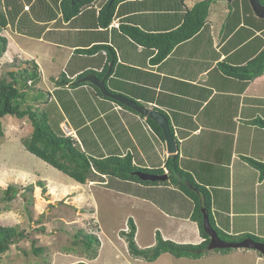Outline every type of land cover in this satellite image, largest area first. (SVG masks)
<instances>
[{
  "label": "crops",
  "instance_id": "obj_1",
  "mask_svg": "<svg viewBox=\"0 0 264 264\" xmlns=\"http://www.w3.org/2000/svg\"><path fill=\"white\" fill-rule=\"evenodd\" d=\"M64 1L0 0V25L5 21L0 35L10 38L17 51L23 50L16 40L21 36L48 44L53 52L50 59L62 64L59 88L52 92L46 89L49 100L38 104L47 112L55 131H60L59 124L66 123L86 153L94 157L128 153L134 165L162 168L167 174L164 162L170 154L164 138L146 121L147 116L100 95L89 81L72 85L82 73L94 71L91 73L104 78L109 91L167 117L179 166L208 190L216 226L235 238L249 234L264 241V176L246 159L264 163V125L256 121L264 120V72L247 80L226 74L220 65H244L264 48V18L252 14L242 0L227 5L212 0L199 31L153 63L156 48L136 43L121 31V25L145 32L174 30L185 12L201 0H122L108 27L99 26L97 21L100 7L107 0L83 5L69 20L63 15ZM91 25L95 32L89 34ZM93 45L112 49L115 61L108 59L105 48L85 51ZM32 60L38 62V82L47 77L55 80L52 83L58 81L53 76L57 72L51 75L39 58ZM118 131H125V135ZM93 181H105L111 192L121 184L125 186L124 193H117L127 196L131 206L127 217L137 228L134 238L138 246H153L157 233L180 244L203 240L197 222L190 218L195 200L171 182L143 184L106 175L87 180ZM138 200L147 202V206L142 203L145 207H139ZM143 216L146 223L141 221ZM141 238H145L144 243ZM167 255L164 252L148 261L125 253V260L129 264L169 263H162V258L176 260L172 264H264V255L244 247L207 250L198 258Z\"/></svg>",
  "mask_w": 264,
  "mask_h": 264
},
{
  "label": "rangeland",
  "instance_id": "obj_2",
  "mask_svg": "<svg viewBox=\"0 0 264 264\" xmlns=\"http://www.w3.org/2000/svg\"><path fill=\"white\" fill-rule=\"evenodd\" d=\"M216 2L219 5L229 3L226 0ZM234 5L237 4L234 3ZM246 8L252 14L254 13L250 7V9L247 6ZM90 27L91 30H88V33H94L92 28L95 26ZM218 27L219 24L215 30ZM9 39L6 50L0 56V76L7 75V71L12 67L18 69L20 65H25L22 64V59L32 61L39 58L44 70L47 69L51 75L57 72L53 76L58 81L52 83L55 80L47 77L42 83L38 82L39 71L29 67V72H32L30 84L25 85L22 79H18L17 87L24 93L25 105H36L39 101L49 100L48 90L51 92L56 90L60 86L57 82L62 81L59 68L62 64L50 59L53 52L48 44L21 36L16 40L23 50L17 51ZM65 57L66 55L62 59ZM1 121L3 135L0 136V225H16L26 232V237L0 255V264H70L76 261H84L88 264H129L125 260V253L128 257L136 256L129 253L127 242L121 231L129 230L127 219L131 206L127 196L117 193L120 191L124 193L122 189H126L125 186L121 184L118 189L111 192L108 189L109 186L100 181L91 183L86 181L84 184L73 181L69 176L25 149L22 141L32 131L27 117L17 118L6 115ZM61 124L63 129L60 124L59 126L62 130L67 127L68 130L65 131L68 133L71 131L69 125ZM118 132L120 135H125V131ZM107 178L110 179V177ZM38 180L44 182V190L38 185ZM9 185L16 189V194L8 201L6 189ZM62 185L70 187L63 189ZM140 200L137 201L139 207L147 206V202ZM145 219L143 216L141 221L146 223ZM41 227H43L42 230ZM135 229L137 231V228ZM86 233L96 235L99 239V244L92 241V250L93 253L96 251L95 254H91V251L87 250L82 243ZM144 239L141 238L140 241L144 243ZM32 240H34V247L41 249L38 253L33 251ZM134 240L136 243L135 238ZM136 245L138 246L137 243ZM164 260L165 262L168 260V264L176 262L171 258H162V263ZM134 263L137 264V262ZM223 263L228 264L221 262Z\"/></svg>",
  "mask_w": 264,
  "mask_h": 264
},
{
  "label": "trees",
  "instance_id": "obj_3",
  "mask_svg": "<svg viewBox=\"0 0 264 264\" xmlns=\"http://www.w3.org/2000/svg\"><path fill=\"white\" fill-rule=\"evenodd\" d=\"M93 0H65L62 3L63 15L66 20L75 16L80 8L90 3ZM122 0H107L98 12L97 21L99 26L108 27L112 22L116 5ZM212 0H201L196 2L192 8L188 9L183 15L182 23L170 31L163 32H145L135 26L122 24L121 31L128 34L136 43L142 44L146 47L156 48V53L151 58L153 63H158L164 59L173 47L192 37L203 26L208 13L209 2ZM74 2V4H72ZM264 4V0H260ZM245 5L249 8L248 0H245ZM251 8V7H250ZM249 8V9H250ZM5 21L1 23L3 26ZM7 38L0 35V56L6 50ZM98 48H105L107 50L108 59L115 61V54L112 49L104 45H93L85 51H91ZM84 50V49H80ZM18 69L7 71V75L0 76V136L3 135L1 119L6 115H12L17 118L27 117L31 123L32 131L29 136L22 141L25 149L39 159L43 160L52 167L60 170L72 180L78 183H85L87 180L99 178L100 174H105L126 181H135L143 184H159L168 183L176 185L183 193L193 200L195 205L190 218L197 222L200 234L203 240L198 244H180L171 240L163 239L160 234H156V242L151 247L139 248L134 240L135 224L132 218H128V231H121L127 242L128 251L131 255L136 257H143L148 261L155 260L161 253L168 252L175 257H189L198 258L207 252L206 245L209 242V235L205 232L202 226V212L205 208L209 217V222L212 228L217 232L220 238L224 240H241L243 237H250L252 239L263 241L246 234L241 237H232L223 233L215 224L210 211V194L208 190L195 182L193 177L179 166L178 153L170 154L165 162L164 167L167 169L168 178L164 181H149L141 180L134 174L135 171H143L153 174H163L162 168L149 169L138 167L133 164L131 156L126 153L123 156L109 155L106 157H94L81 149L71 135H62L60 131H55L49 123L47 112L38 104L25 105L24 93L17 87V80L22 79L25 85H29L31 80V73L28 68L37 70L36 63L32 60H23ZM223 71L226 74H236L242 79L251 80L260 76L264 72V48L260 50L255 56L247 61L246 64L240 66H232L226 63H220ZM225 69V70H224ZM94 71H86L80 75L85 76ZM98 75V74H97ZM85 82L73 83L72 85L79 86ZM96 91L104 96L98 87L93 86ZM105 97V96H104ZM108 98V97H105ZM113 100V99H111ZM115 101V100H113ZM124 108L131 109L122 103H119ZM135 112V110L131 109ZM138 113V112H135ZM139 114V113H138ZM146 121L152 129L163 140V134L160 126L151 118L146 117ZM256 121L264 125V120L257 119ZM259 123V124H260ZM171 129V128H170ZM59 132V133H58ZM260 172V176H264V163L257 160L247 158ZM38 185L45 189L44 182L38 180ZM6 199L9 201L15 197L16 189L9 185L6 189ZM43 227H41V230ZM82 233L81 231H79ZM26 237V232L19 229L16 225H0V255L7 252L14 244H18ZM99 244V239L96 235L86 233L83 236L82 243L87 250H92V241ZM264 242V241H263ZM33 251L38 253L41 251L39 247H34V240L31 241ZM227 250L229 248H223ZM222 250V249H221ZM70 264H88L84 261H76Z\"/></svg>",
  "mask_w": 264,
  "mask_h": 264
},
{
  "label": "water",
  "instance_id": "obj_4",
  "mask_svg": "<svg viewBox=\"0 0 264 264\" xmlns=\"http://www.w3.org/2000/svg\"><path fill=\"white\" fill-rule=\"evenodd\" d=\"M226 1L230 2L232 0H226ZM248 3L257 17L264 18V4L261 3L260 0H248ZM84 81H89L93 85L98 87L103 95L110 97L122 103L123 105L137 111L138 113L154 120L160 126L162 130L167 152L169 154L176 153L175 140L170 130L168 119L163 113L155 109H151L149 107L141 105L123 95L109 91L105 85L104 78H98L93 73H90V74H87L85 76L78 78L76 82L80 83ZM134 174L138 176L141 180L163 181L167 179V174L165 173L164 174H153V173H148V172H143V171H135ZM202 214H203L202 226L205 232L209 235V242L206 245L207 250L244 247V248H254L257 251H259L262 255H264V242L255 241L251 238H244L239 241L223 240L218 236L217 232L211 227L209 223L208 215L204 208L202 209Z\"/></svg>",
  "mask_w": 264,
  "mask_h": 264
},
{
  "label": "clouds",
  "instance_id": "obj_5",
  "mask_svg": "<svg viewBox=\"0 0 264 264\" xmlns=\"http://www.w3.org/2000/svg\"><path fill=\"white\" fill-rule=\"evenodd\" d=\"M29 82H30V80H29ZM114 100V99H113ZM116 101V100H115ZM116 102H118V101H116ZM120 103V102H119ZM61 125V127H62V129H63V125L62 124H60ZM64 126H66V124L64 123ZM61 127H60V132H61V134L62 135H71V136H73L74 137V139H75V136L73 135V133H72V131H70L71 133L70 134H66L67 132L65 131V130H62L61 129ZM66 130H68L67 129V127H66ZM104 175V174H103ZM100 176H102V174H100ZM100 183H105V181H101ZM203 209V208H202ZM205 209V208H204ZM206 211V210H205ZM207 213V212H206ZM202 216H203V214H202ZM209 218V217H208ZM202 221H203V218H202ZM210 223V222H209ZM211 225V224H210ZM212 227V226H211ZM219 236V235H218ZM222 239V238H221ZM224 240V239H223ZM227 241V240H226Z\"/></svg>",
  "mask_w": 264,
  "mask_h": 264
},
{
  "label": "built area",
  "instance_id": "obj_6",
  "mask_svg": "<svg viewBox=\"0 0 264 264\" xmlns=\"http://www.w3.org/2000/svg\"><path fill=\"white\" fill-rule=\"evenodd\" d=\"M66 130V128H64ZM67 132V131H66ZM71 132L69 131V133L67 132L66 134H70Z\"/></svg>",
  "mask_w": 264,
  "mask_h": 264
}]
</instances>
